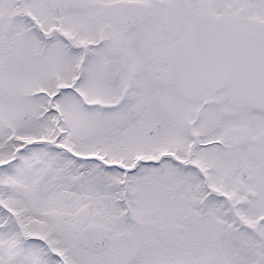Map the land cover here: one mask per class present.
Masks as SVG:
<instances>
[{
    "label": "snow or ice",
    "instance_id": "snow-or-ice-1",
    "mask_svg": "<svg viewBox=\"0 0 264 264\" xmlns=\"http://www.w3.org/2000/svg\"><path fill=\"white\" fill-rule=\"evenodd\" d=\"M0 264H264V0H0Z\"/></svg>",
    "mask_w": 264,
    "mask_h": 264
}]
</instances>
